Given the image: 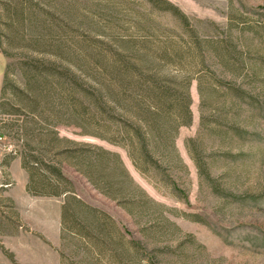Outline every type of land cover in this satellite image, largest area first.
<instances>
[{
	"label": "rangeland",
	"instance_id": "1",
	"mask_svg": "<svg viewBox=\"0 0 264 264\" xmlns=\"http://www.w3.org/2000/svg\"><path fill=\"white\" fill-rule=\"evenodd\" d=\"M36 1L44 11L63 6L68 26L57 34L66 58L53 52L47 58H63L84 82L96 83L87 50L106 60L115 52L106 54L93 42L142 54L143 63L190 77L191 122L180 126L175 139L184 169L168 175L142 171L126 148L75 124L57 123L86 105L55 76L34 87L30 80L33 59L43 52L25 29L37 25L38 35H49L50 19L42 13L21 23L1 9L2 20L13 22L2 29L24 28V34L2 41L12 56L0 40V264H264V0ZM125 39L134 43L120 42ZM26 141L45 154L63 152L56 166L73 193L106 212L124 242L109 226L87 234L72 219L64 223L66 194L28 191L24 161L33 159ZM81 144L117 152L150 201L132 205V215L104 195L77 169L83 164ZM131 241L137 250L125 249ZM118 245L130 254L127 263L116 257Z\"/></svg>",
	"mask_w": 264,
	"mask_h": 264
},
{
	"label": "trees",
	"instance_id": "2",
	"mask_svg": "<svg viewBox=\"0 0 264 264\" xmlns=\"http://www.w3.org/2000/svg\"><path fill=\"white\" fill-rule=\"evenodd\" d=\"M158 1L166 0H148L153 4ZM165 3L172 5L168 1ZM1 9L11 13L21 23L27 19L39 18L42 13L51 20L48 25L49 35H38L37 25L36 29H25L34 47L43 52L42 58L33 59L36 63L33 62L35 70L30 80L32 79L34 87L47 84L53 81L51 78L57 77L56 79L64 82L63 86L70 96L80 94L82 103L86 105L82 112L73 110L69 112L66 120L57 123L75 124L85 133L126 148L135 166L142 171L155 170L168 175V171L173 168L184 169L176 150L175 139L180 126L191 122L190 77L170 75L162 71L160 64L143 63L146 58L142 54L119 52L110 43L95 41L93 43L102 46L101 50L107 52L106 54L115 53L106 60L101 57L102 54H94L90 48L87 50L90 54L93 53L87 60L91 69L95 67L93 75L96 80V83L87 84L71 66L65 64L63 58H58L61 62L58 63L57 60L45 56V53L51 52L58 57L64 56L63 48L66 46L63 38L60 35L57 37V34L65 32L68 26L64 25L63 6L44 11L36 0H0V40L2 51L7 56H12L13 53L3 47L2 41L5 39L13 42L15 35L24 34V28L5 32L3 25L11 26L13 22L2 20ZM46 22L48 21L42 23L47 24ZM92 41L91 39L89 43ZM120 42L134 43L132 39ZM78 45L84 47L79 42ZM20 55L31 58L24 52H20ZM56 68H60L59 71ZM66 140L74 143L73 140ZM26 144L31 153L30 158L33 159L24 161V167L31 175L28 191L41 196L66 194L63 204L64 223L68 218L72 219L80 231L87 234L109 226L118 235L120 242H124L120 227L106 212L86 203L73 193L74 186L71 181L56 166V161L60 163L56 156L62 151L50 155L32 147L27 141ZM81 145L78 155H82L83 164L77 169L104 195L122 204L132 215V205L141 204L140 200L150 201L144 191L133 183L117 152L95 144ZM198 167L200 171H205L204 166L199 163ZM131 243L125 249L137 250L138 243ZM113 248L118 260L123 263L130 260V254L122 252L120 245Z\"/></svg>",
	"mask_w": 264,
	"mask_h": 264
}]
</instances>
